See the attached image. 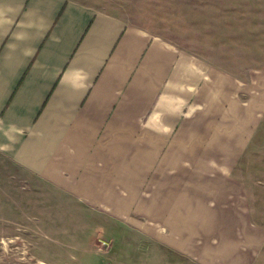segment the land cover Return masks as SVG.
Returning <instances> with one entry per match:
<instances>
[{
	"label": "crops",
	"instance_id": "crops-1",
	"mask_svg": "<svg viewBox=\"0 0 264 264\" xmlns=\"http://www.w3.org/2000/svg\"><path fill=\"white\" fill-rule=\"evenodd\" d=\"M263 111L264 84L88 2L0 0L8 204L63 207L75 221L73 207H99L138 223L142 252L151 238L154 253L183 259L159 264H191L193 223L236 222L207 207L237 184Z\"/></svg>",
	"mask_w": 264,
	"mask_h": 264
},
{
	"label": "rangeland",
	"instance_id": "rangeland-1",
	"mask_svg": "<svg viewBox=\"0 0 264 264\" xmlns=\"http://www.w3.org/2000/svg\"><path fill=\"white\" fill-rule=\"evenodd\" d=\"M83 1L206 58L243 83H254L256 88L264 84V0ZM234 166L232 178L237 184L207 209L230 213L236 222L193 223L202 230L192 238L191 259L186 257L191 264H264V111ZM7 201L0 191V264L183 260L177 254L170 259L167 251L154 253L151 238L142 241L147 250L142 252L135 246L138 223L109 221L105 209L73 207L80 214L75 221L59 215L69 212L63 207L18 206ZM161 229L167 234L166 226ZM200 247L205 249L202 255Z\"/></svg>",
	"mask_w": 264,
	"mask_h": 264
}]
</instances>
